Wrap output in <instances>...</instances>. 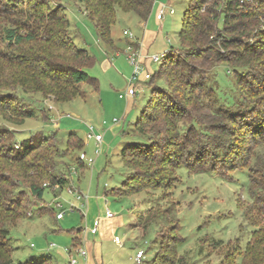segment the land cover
<instances>
[{
    "label": "rangeland",
    "instance_id": "obj_1",
    "mask_svg": "<svg viewBox=\"0 0 264 264\" xmlns=\"http://www.w3.org/2000/svg\"><path fill=\"white\" fill-rule=\"evenodd\" d=\"M188 1L155 0L158 8L165 5L168 9L172 8L173 13H166L162 18L149 15L145 25L150 34L145 43L146 53L160 54L179 47L178 32ZM53 2L65 6L75 44L94 55L96 61L88 67L87 72L97 78L98 89L83 82L78 87L82 94L69 100L40 92L26 95L28 97L22 92L17 93L14 95L20 100L19 105L28 104L34 115L24 119L19 118L17 112L0 115V134H6L8 143L16 142L14 144L17 147L20 140L35 133L46 140L43 141V146L50 144L47 149L55 152L58 149V156L52 157L45 170L48 174L64 176L68 180V184L62 189L57 186L55 189L53 186L49 187L56 196L46 189L43 200L28 197L29 203L23 216L13 222H6L9 243L13 247V260L27 263L49 257L52 264H68L65 248L73 249L72 231L81 228L83 234L87 233L97 217V212L86 214L83 201L86 194H97L102 198L101 213L97 217L99 221L104 218L105 210L108 209L115 218L122 219L121 225L125 224V227L118 225L114 230L108 231L99 241L102 264H157L152 261L157 250L160 255L166 252L172 257H182L184 264H239L241 256L251 257L253 239L262 236L264 230L263 216L249 199L247 188L250 178L260 180V172L254 170L260 160L264 159V95L251 103L249 100H255V97L245 92L247 98L239 100L240 95L232 81L230 67L219 64L206 71L210 78H207V84H211L214 90L206 97L203 90L195 91L203 97V103L222 110L225 105L219 94L228 102L233 99L234 94L236 98L235 109L238 112L229 130L230 134L234 133L235 139L222 154L228 160V167L222 168L216 161V168L213 170L206 167V171H197L181 166L175 172L177 180L168 189H145L120 196L113 189L126 179L127 168L120 156L123 143L148 142L146 136L135 133L132 127L149 97L151 86L143 82V90L138 91L133 98L119 97L128 86L127 77L132 69L122 51L125 46L122 31L129 28L134 34H140L138 18L134 13L118 10L116 22L111 27V36L119 51L112 50L97 39L94 27L83 13L79 0ZM103 60L110 65L107 63V66H103ZM147 63L153 72L160 64ZM2 75L1 80L6 73ZM158 82L162 83L161 80ZM9 89L1 88L0 95L7 97L8 94H13ZM21 96L25 98L20 99ZM252 105L255 107L250 109ZM114 117L118 119L117 122L124 118L123 132L108 129V123L101 126L103 120ZM113 123L110 122V126ZM87 125H94L95 129L98 127L103 144L97 145L93 138L87 139ZM72 132L83 141L82 148H75L74 151L71 150L74 139L69 138L70 143L66 142L67 134ZM51 136H54L53 143L46 138ZM37 150L45 149L40 150L38 147ZM80 152L94 158L92 166L83 162L84 165L80 167L76 163ZM34 160L35 158H30V162ZM11 166V163L0 161V168L7 172L23 173L26 170L21 164ZM145 168L144 163L138 167L142 172ZM35 172L39 174L40 170ZM43 181L41 180L42 183ZM44 184L48 185L47 182ZM68 188H72L74 193L68 192ZM77 191L83 194L82 198H78ZM56 201L65 210L59 219L55 217V212L59 211L54 205ZM70 205L75 208L70 210ZM48 208L54 210L53 214ZM151 215L153 219L150 222ZM114 235L119 236L121 245L111 240ZM218 240L222 243L217 244ZM82 242L84 241H81L83 245ZM249 248L250 251L246 254ZM137 249L145 251L140 263L134 259ZM160 255L157 256L158 259Z\"/></svg>",
    "mask_w": 264,
    "mask_h": 264
},
{
    "label": "trees",
    "instance_id": "obj_2",
    "mask_svg": "<svg viewBox=\"0 0 264 264\" xmlns=\"http://www.w3.org/2000/svg\"><path fill=\"white\" fill-rule=\"evenodd\" d=\"M79 1L97 39L118 51L111 36L118 10L134 13L140 21H146L155 2ZM69 27L70 21L62 3L53 0H0V78L6 73L3 80L0 79V90L7 87L13 92L7 97L0 95V115L17 112L21 119L34 115L28 104L19 105L20 100L14 95L17 93L22 92L28 97L26 95L40 92L69 100L82 94L78 87L83 82L98 89L97 78L87 72L96 59L87 49L75 44ZM178 38L179 47L163 52L159 68L146 82L151 86L149 97L132 127L135 133L146 136L148 142H127L121 147L120 156L127 174L120 186L113 189L120 196L145 189H168L177 180L175 172L181 166L206 171L207 168L215 169L216 161L222 168L228 167V160L222 154L235 139L229 130L238 112L235 109L236 98L234 94L228 102L219 94L225 105L222 110L203 103V97L195 91L203 90L206 97L214 90L211 84H207L209 77L206 71L219 64L230 67L239 100L247 98L245 92L255 97V100L247 99L251 103L264 95V0L247 3L189 0ZM158 80L162 83L159 84ZM254 107L252 105L250 109ZM43 138L33 133L20 140L16 147V142L8 143L6 134H0V161L11 163V167L21 164L27 170L18 173L0 168V264H52L49 257L41 261L15 262L6 225L7 221L13 222L23 216L28 197L43 200V194L46 189L51 190L50 186L62 189L68 184L64 176L56 177L46 172L52 157L58 156L59 152L57 148L56 152L47 149L50 144L43 146V141H46ZM46 138L53 143L54 136ZM69 138L74 139L72 151L82 148L83 141L76 133L67 134V143H70ZM38 147L45 150L38 151ZM30 158H35L34 162H30ZM75 161L80 167L84 164L78 158ZM143 163L146 168L142 172L138 167ZM34 169L41 173L36 174ZM254 171L261 173L258 174L260 180L249 179L248 197L264 219V159ZM45 182L47 186L43 185ZM48 210L53 214V209ZM152 219L151 215L150 222ZM81 230L77 228L72 232L80 234ZM76 237L72 238L73 247L81 244ZM252 244V256H241L239 264H264V230ZM248 251L250 248L246 254ZM158 255L159 250L152 259L157 264L185 263L182 257H172L166 252L159 259Z\"/></svg>",
    "mask_w": 264,
    "mask_h": 264
},
{
    "label": "built area",
    "instance_id": "obj_3",
    "mask_svg": "<svg viewBox=\"0 0 264 264\" xmlns=\"http://www.w3.org/2000/svg\"><path fill=\"white\" fill-rule=\"evenodd\" d=\"M239 3H247L251 0H237ZM166 13H173L172 8H167V6L163 5L157 10V15L159 18H162ZM123 35L127 39V42L123 48V54H125L128 63L132 67L130 75L127 77V84L128 86H133L135 83H143L147 82L151 79L153 71L148 67L147 62L152 63H160L163 58V53L160 54H152L149 55L148 53H143L141 51V45L140 42L135 37V34L132 32L131 29L125 28L122 31ZM138 87H132L131 89L125 90L124 93H120L119 97L123 98L125 97H133L138 92ZM117 118H112V122H117ZM103 123H105V120H103ZM87 139L93 138L96 141V144L99 145L102 142V134L101 132H97L94 125H87ZM16 146V145H15ZM99 152V150H96ZM78 159L82 162H85L87 165L92 166L94 163V158L86 156L84 152H80L78 154ZM46 186V184H44ZM56 188V185L53 186V189ZM68 192L74 193V190L72 188L67 189ZM78 198H82L83 194L79 191H77ZM54 205L56 208L59 209L58 212H56L55 217L57 219L61 218L64 213V207L63 205L56 201L54 202ZM75 208L74 205H70L69 209L73 210ZM105 217L110 218L113 216V213L106 209L104 213ZM98 221L99 219H96L94 222V225L88 228V231L92 234H95L98 229ZM116 242L119 243V240L115 239ZM53 245V244H52ZM73 249L65 248V251L68 253V264H87L84 259L87 257V250L84 246L79 245L72 247ZM72 250L74 252H72ZM144 251L142 249H138L135 253L134 259L137 263H140L142 259L144 258Z\"/></svg>",
    "mask_w": 264,
    "mask_h": 264
},
{
    "label": "crops",
    "instance_id": "obj_4",
    "mask_svg": "<svg viewBox=\"0 0 264 264\" xmlns=\"http://www.w3.org/2000/svg\"><path fill=\"white\" fill-rule=\"evenodd\" d=\"M158 8V5L157 3L155 2V5L153 6V9H152V12L151 14L153 15H157V9ZM148 20V19H147ZM146 21H140L138 19V26L139 28H141V32L140 34H135V37L136 39L138 40V42H140V45H141V51L144 53L146 51V45L145 43L147 42V39L148 37H150V34H148L147 32V29H145V25H146ZM125 43H126V39H125ZM146 53V52H145ZM103 64V66H107V63L108 62H101ZM108 65H110V63H108ZM119 70H121V67H119ZM130 72V71H129ZM143 83H135L133 86H127L126 87V90L128 89H131L132 87H138L139 88V92H141L143 89V86H142ZM134 97V96H133ZM131 97V98H133ZM125 98V97H123ZM110 119V118H109ZM106 120L105 123L102 122L101 126H104L108 123V125L110 126V122H112V119L110 120ZM112 126H107L108 129H112L118 133H121L124 131V118L121 119V121L119 122H114L113 124H111ZM96 131L97 132H101L98 127L96 128ZM103 144V141L101 142ZM124 144V143H123ZM84 165V164H83ZM85 195V194H84ZM101 200L102 198L100 196H98L97 194L95 196L93 195H85L84 197V202H85V211H86V214H91V213H96L97 217H99V214L101 213V209H100V205H101ZM84 204V203H83ZM96 205V207H95ZM97 208V210H92V209H95ZM95 217L94 220L92 221L91 226L94 225V222L96 219H99ZM122 224V219L121 218H115L114 216L111 217V218H107L104 216V218H101V221H98V229H97V232L95 234H92L90 233L89 231H86L87 233H80V234H73L72 232V238L73 237H76L80 240V242L83 240L84 242L83 245L85 247V249L87 250V257L84 259V261L87 263V264H102V259H101V255H100V250H101V243L99 241H101V238L104 237L108 231H112L114 230V228H116L118 225L119 227H125L124 225H121ZM119 240V243L116 242V240ZM111 240L119 245H121L122 241L121 239L119 238L118 235H114ZM82 245V244H81ZM82 245V246H83Z\"/></svg>",
    "mask_w": 264,
    "mask_h": 264
}]
</instances>
